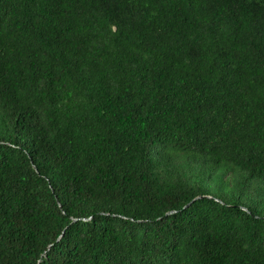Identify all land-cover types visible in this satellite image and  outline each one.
I'll use <instances>...</instances> for the list:
<instances>
[{
    "label": "trees",
    "instance_id": "trees-1",
    "mask_svg": "<svg viewBox=\"0 0 264 264\" xmlns=\"http://www.w3.org/2000/svg\"><path fill=\"white\" fill-rule=\"evenodd\" d=\"M0 264H264V0H0Z\"/></svg>",
    "mask_w": 264,
    "mask_h": 264
}]
</instances>
